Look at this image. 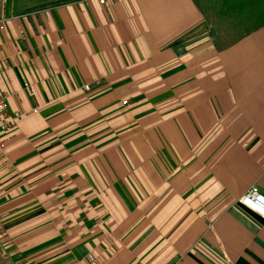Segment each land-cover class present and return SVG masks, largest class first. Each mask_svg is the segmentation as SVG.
I'll return each instance as SVG.
<instances>
[{
  "label": "crops",
  "instance_id": "obj_1",
  "mask_svg": "<svg viewBox=\"0 0 264 264\" xmlns=\"http://www.w3.org/2000/svg\"><path fill=\"white\" fill-rule=\"evenodd\" d=\"M0 12L12 264H264V216L239 201L264 194V0Z\"/></svg>",
  "mask_w": 264,
  "mask_h": 264
},
{
  "label": "built area",
  "instance_id": "obj_2",
  "mask_svg": "<svg viewBox=\"0 0 264 264\" xmlns=\"http://www.w3.org/2000/svg\"><path fill=\"white\" fill-rule=\"evenodd\" d=\"M104 2V0H102ZM5 18L0 12V30L5 29ZM3 70L0 67V76H2ZM89 86L86 85L85 89ZM124 105L128 103L127 100H123ZM34 111H37L36 109ZM22 116L20 112H11L4 93L0 92V151H3L9 140L14 134L18 125V120ZM240 203L246 208L260 213L264 216V194L260 191L259 187L252 186L248 191L241 196ZM90 257H93L90 255Z\"/></svg>",
  "mask_w": 264,
  "mask_h": 264
},
{
  "label": "rangeland",
  "instance_id": "obj_3",
  "mask_svg": "<svg viewBox=\"0 0 264 264\" xmlns=\"http://www.w3.org/2000/svg\"><path fill=\"white\" fill-rule=\"evenodd\" d=\"M35 239L37 240L38 238ZM16 256L17 257H15L14 264H23L24 259H22V256L18 255L17 252H16ZM0 264H12L10 259L6 257V255L1 250V247H0Z\"/></svg>",
  "mask_w": 264,
  "mask_h": 264
},
{
  "label": "trees",
  "instance_id": "obj_4",
  "mask_svg": "<svg viewBox=\"0 0 264 264\" xmlns=\"http://www.w3.org/2000/svg\"><path fill=\"white\" fill-rule=\"evenodd\" d=\"M17 257V256H16Z\"/></svg>",
  "mask_w": 264,
  "mask_h": 264
}]
</instances>
